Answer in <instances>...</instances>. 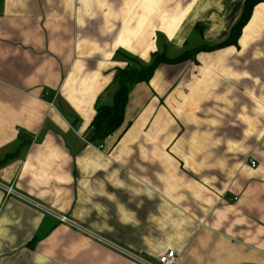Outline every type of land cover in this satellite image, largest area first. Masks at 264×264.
<instances>
[{"label": "crops", "instance_id": "0c3cea01", "mask_svg": "<svg viewBox=\"0 0 264 264\" xmlns=\"http://www.w3.org/2000/svg\"><path fill=\"white\" fill-rule=\"evenodd\" d=\"M244 2L0 0V161L20 150L0 183L79 226L0 186V264H142L118 247L264 264V1L238 47L159 65L123 125L90 141L123 54L220 42Z\"/></svg>", "mask_w": 264, "mask_h": 264}, {"label": "trees", "instance_id": "16d2710c", "mask_svg": "<svg viewBox=\"0 0 264 264\" xmlns=\"http://www.w3.org/2000/svg\"><path fill=\"white\" fill-rule=\"evenodd\" d=\"M264 0H245L242 13L238 20L230 28L228 36L217 43H208L200 41L191 49H186L178 55H170L168 46L164 49L152 53L148 62H144L137 56L132 54H123L127 61L126 66L119 68L112 82V86H116L110 102H103L98 98L96 102V114L91 122L92 135L90 141L101 140L117 131L125 121L126 107L129 101V95L133 87L140 82H149L155 74L159 65L178 64L188 60H195L196 55L200 52H210L219 50L229 46H239V39L242 35L243 28L249 22L254 7ZM196 31L203 35L204 26L198 23ZM187 43V41H186ZM19 148L10 152L0 161L5 163L10 158L19 154ZM36 238L30 243L33 246Z\"/></svg>", "mask_w": 264, "mask_h": 264}, {"label": "built area", "instance_id": "2783aa9c", "mask_svg": "<svg viewBox=\"0 0 264 264\" xmlns=\"http://www.w3.org/2000/svg\"><path fill=\"white\" fill-rule=\"evenodd\" d=\"M250 163L252 164V166H256L257 165V162L254 159H250ZM0 186L5 190L6 195H8V196L13 195V196L22 198V199L26 200L27 202L31 203L32 205L36 206L37 208H39L41 210H44L47 213L51 214L53 217H56L59 221L66 222V223L71 224L73 226L79 227L74 221L70 220L67 216L59 214L58 212H55L54 210L44 206L40 202H37V201H35L33 199H30V198L24 196L23 194L18 192L12 185H5L3 183H0ZM235 199H237V198H235ZM100 239H102V238H100ZM106 242H108V241H106ZM108 243L111 244V242H108ZM118 250H120L124 254L132 257L133 259L141 262L142 264H176V261H177V258H178L177 252L174 249H170L167 252L161 254L158 257L157 261H154V260H151V259H146V258L141 257L139 255L131 254L129 252H126V251L122 250L120 247H118Z\"/></svg>", "mask_w": 264, "mask_h": 264}, {"label": "rangeland", "instance_id": "374dc122", "mask_svg": "<svg viewBox=\"0 0 264 264\" xmlns=\"http://www.w3.org/2000/svg\"><path fill=\"white\" fill-rule=\"evenodd\" d=\"M193 47L194 46H192L191 44L186 43V44H184V45H182V46L177 48V46H174V44L168 43V53L170 55L174 56V55H178V54L182 53L186 49H191ZM113 87H114V89L116 88V86H113Z\"/></svg>", "mask_w": 264, "mask_h": 264}]
</instances>
